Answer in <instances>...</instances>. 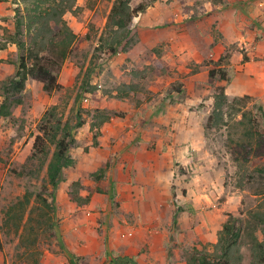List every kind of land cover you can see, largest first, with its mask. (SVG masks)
Returning <instances> with one entry per match:
<instances>
[{
  "label": "rangeland",
  "instance_id": "374dc122",
  "mask_svg": "<svg viewBox=\"0 0 264 264\" xmlns=\"http://www.w3.org/2000/svg\"><path fill=\"white\" fill-rule=\"evenodd\" d=\"M13 1L0 18V43L14 30V9L25 6ZM145 1L133 0L132 7ZM112 2L84 0L64 15L75 40L55 70L58 91L47 94L28 79L18 103L2 86L21 52L12 44L0 51V104L5 96L10 113L0 117V251L6 264H108L109 255L134 254L139 264L149 254L152 264L160 258L187 264L198 253L212 255L229 216L242 217L244 254L251 236L261 240L264 230L248 218L264 211V128L256 111L264 110V97L225 107L221 126L207 129L216 88L225 82L193 84L161 65L165 45L138 50L133 30L121 52L128 57L94 53ZM259 18L264 21V12ZM230 31L224 22L223 32L229 37ZM208 33L215 40L223 35L219 29ZM234 51L245 57L244 46L231 44L218 59L204 54V62L220 69ZM52 108L74 127L75 142L69 150L74 165L63 169L55 189L45 182L43 156H32L42 117ZM95 110L118 116L91 129ZM79 116L85 124L75 127Z\"/></svg>",
  "mask_w": 264,
  "mask_h": 264
},
{
  "label": "trees",
  "instance_id": "16d2710c",
  "mask_svg": "<svg viewBox=\"0 0 264 264\" xmlns=\"http://www.w3.org/2000/svg\"><path fill=\"white\" fill-rule=\"evenodd\" d=\"M157 1L146 0L144 3L132 7L133 0H113L103 31L98 39V45L94 48V53L103 51L108 56H115L118 53L126 52L124 48L130 38V25L133 18L144 13ZM16 2H20L25 6L23 10H20L19 7L14 9V30L4 43H0V51L4 50L7 44H12L16 47L18 53L21 52L14 74L8 77L2 86L5 93L18 102V97L24 91L28 79L40 82L43 91L47 94L61 89V86L57 83L55 70H58L66 59L75 40V34L68 27L63 17L66 13L74 14L78 7L76 6V0L13 1L14 4ZM43 53L48 56L41 55ZM219 60L221 61V59ZM2 62L5 61L0 60V63ZM208 78L211 80L218 78L226 84L230 82L229 73L221 68L210 69ZM124 88H127L126 91L133 89L129 86ZM6 100L7 98L4 96L3 103L0 104V117L10 115L5 108ZM249 100L250 97L245 95L235 97L228 102L225 87H217L213 96L212 111L206 120L205 127L207 129L219 128L223 122L225 107ZM53 108L46 111L42 117L41 124L38 127L40 134L35 136L32 145L34 149L32 156L37 154L43 156L44 163L47 162L45 182L52 189H55L61 182L63 169L74 165L73 159L69 156V150L75 142L72 133L74 127L70 126L68 121L63 122L61 118H58ZM256 111L264 128V110L262 106H258ZM117 116L115 113L95 110L90 128L99 129L112 117ZM241 117L245 118L246 114H241ZM255 123L259 124L258 120L253 119V124ZM84 124L85 121L79 116L75 127ZM93 144L95 145V143ZM49 146L53 147L50 157H48L50 154ZM102 173L103 171L100 170L93 174L96 181L101 179ZM248 218L253 222L254 227L264 226V211L249 213ZM242 224L241 216H229L218 234L216 243L212 246V255L198 253L187 264H264V230L259 229L261 230V240L254 235L251 236L252 243L249 249L242 254L238 243L242 233ZM107 261L108 264H137L135 259L129 256L110 257L109 255Z\"/></svg>",
  "mask_w": 264,
  "mask_h": 264
},
{
  "label": "crops",
  "instance_id": "0c3cea01",
  "mask_svg": "<svg viewBox=\"0 0 264 264\" xmlns=\"http://www.w3.org/2000/svg\"><path fill=\"white\" fill-rule=\"evenodd\" d=\"M11 1L0 0V17L9 15ZM83 1L76 0V6L81 7ZM185 4L193 9L187 11L188 8L184 9ZM262 12L264 0H221L218 4L210 0H158L144 13L133 18L130 30L136 31L138 35V50L150 51L157 45H165L164 49L169 52L160 59L161 65L185 73L193 84L198 81L207 82L209 68L204 62V54L209 52L210 56L218 59L229 45L234 44L238 48L244 46L245 57L238 51L231 52L228 64L220 66L230 77V82L225 84V94L228 98L246 95L261 99L264 97V21L259 18ZM259 20L262 25L256 23ZM224 22L226 28L232 29L229 37L223 32ZM214 29H219L224 36L215 40L208 33ZM117 55L127 56L121 53ZM130 257L139 264L137 254ZM140 258H144L142 264L153 263L151 254ZM159 260L160 264L174 263L162 258ZM0 264H6L2 251Z\"/></svg>",
  "mask_w": 264,
  "mask_h": 264
}]
</instances>
